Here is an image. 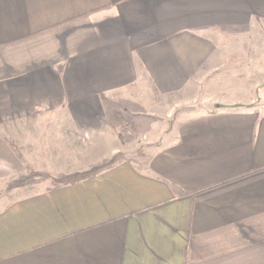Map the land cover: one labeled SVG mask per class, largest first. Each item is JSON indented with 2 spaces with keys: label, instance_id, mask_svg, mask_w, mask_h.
I'll use <instances>...</instances> for the list:
<instances>
[{
  "label": "crops",
  "instance_id": "0c3cea01",
  "mask_svg": "<svg viewBox=\"0 0 264 264\" xmlns=\"http://www.w3.org/2000/svg\"><path fill=\"white\" fill-rule=\"evenodd\" d=\"M151 114L148 157L7 198L0 264H264V0H0V185L30 178L16 123Z\"/></svg>",
  "mask_w": 264,
  "mask_h": 264
},
{
  "label": "rangeland",
  "instance_id": "374dc122",
  "mask_svg": "<svg viewBox=\"0 0 264 264\" xmlns=\"http://www.w3.org/2000/svg\"><path fill=\"white\" fill-rule=\"evenodd\" d=\"M200 97V95H196L193 101L194 104H207L205 99ZM207 102L210 103L211 100ZM194 107L183 105L179 108V111L189 110V108L192 109ZM201 107L204 108V106ZM167 119L151 114L143 122L139 120L122 123L115 122L113 123L111 137L93 142H81L70 130L69 125L65 126V129H67L65 137L47 139L48 131L52 132H50V135L57 131L56 129L58 128L55 126L57 123L48 122L46 125L43 124L45 125L44 127L42 125L35 127L36 123L20 122L18 125L16 123L15 129L17 130H6L10 136L8 140L25 162L27 169H24L23 173L26 178H30L28 180L24 179L22 182V179H16L17 182L15 177H12L2 182L0 185V206L8 201L7 198L13 199L15 195L13 193L15 192H17L15 196H23V194L28 192L40 190L45 185H50L52 180L65 182L76 177L89 175L93 172V168L96 167L104 168L106 165L115 164L122 160H139L140 158L148 157L159 144H163L165 138H162L161 134L165 131L170 132V126L172 125L173 128L176 122H171L172 119ZM28 129H30L29 131L42 129V132L46 133V137L35 139L27 137ZM18 131L19 134L17 135L16 132ZM38 134L42 133L39 132ZM168 135L170 136L171 134ZM47 143L48 145H46ZM41 156L47 162L46 160H41ZM48 178V183L43 181V179ZM4 183L6 184L3 185ZM16 185L22 188L16 190L17 188L14 187ZM11 193L13 195L10 196L9 194Z\"/></svg>",
  "mask_w": 264,
  "mask_h": 264
}]
</instances>
